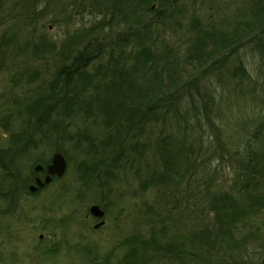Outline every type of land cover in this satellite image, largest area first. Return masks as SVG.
Listing matches in <instances>:
<instances>
[{"label":"trees","instance_id":"trees-1","mask_svg":"<svg viewBox=\"0 0 264 264\" xmlns=\"http://www.w3.org/2000/svg\"><path fill=\"white\" fill-rule=\"evenodd\" d=\"M70 1L81 4L94 21L80 38L68 31L59 44L38 37L37 21L51 9L52 0H0V66H7L8 60L12 63L10 56L15 60L22 57L12 63L19 69L31 64L30 59L55 57V76L38 99L44 106L39 111L27 105L29 116L43 112L54 96L65 94L67 105L87 107L88 113L92 112L95 120L109 130L101 142L90 147L93 153L112 152L113 160H130L138 146L142 151H152L154 157L148 161L141 186L157 192L159 212L153 213L151 220L165 224L158 228L160 235L166 234L168 215L180 207L179 195L187 194L179 183L188 175L193 181L194 174L199 173L197 180L208 188L199 185L197 189H203L201 199L188 208L196 216L195 223L186 229L176 219L172 226L178 232L187 230L185 238L167 243L174 245L171 252L179 264H186L185 249H189L193 264H212V257L217 264H264V89L254 87L257 82L240 61L232 76L241 77L237 88L253 86L256 107L242 116L236 127L230 125L232 131L220 126L212 141H190L185 132L190 117L209 115L212 102L198 95V76L187 73L184 67L205 69V76H221L224 65L245 42L264 51V0H244L245 22L237 21L233 31L205 24L198 15H192L186 32L188 41L180 51L162 33L172 8L182 11L184 0ZM54 3L65 9V0ZM34 67L36 72L40 69ZM33 68L27 72L35 74ZM92 85L103 92L97 99L84 101L83 91ZM71 91L75 94L68 96ZM217 122L214 119L211 124ZM25 135L17 133L14 138L24 140ZM210 157L226 161L231 169L226 185H216L209 175L206 160ZM4 161L6 153L0 151V162ZM111 167L105 169L107 175L112 174ZM80 170L91 178L102 167L97 162H85ZM161 211L169 213L163 217ZM151 239L155 240L153 236ZM140 245L133 255H144L150 247L147 242Z\"/></svg>","mask_w":264,"mask_h":264},{"label":"rangeland","instance_id":"rangeland-1","mask_svg":"<svg viewBox=\"0 0 264 264\" xmlns=\"http://www.w3.org/2000/svg\"><path fill=\"white\" fill-rule=\"evenodd\" d=\"M52 1L51 9L37 21L38 37L45 36L60 44L68 31L80 38V33L94 21L81 4L65 0V9L61 10ZM246 5L244 0H184L182 11L179 8L175 12L172 8L174 18L172 15L167 18L162 35L180 51L188 41L186 32L192 15H198L205 24L233 31L237 21L245 22ZM9 58L12 63L22 60V57ZM54 60L53 56L30 59L31 64L21 65V69L10 60L7 66H0V151L6 153V161L0 162V264H179L171 252L174 245L167 243L185 238L187 230L179 233L172 225L176 219L186 229L195 223L196 216L188 208L201 199L203 189L199 191V185L208 186L197 180L199 173L194 174L193 181L189 175L181 180L179 187L187 194L179 195L180 207L176 212L172 210L169 215V211L160 212L165 213L163 217L169 216L166 234L160 235L158 228L165 224L151 220V215L159 212L157 192L141 186L152 151H142L138 146L130 154V160L126 157L113 160L112 152L93 153L90 147L101 142L109 130L95 120L92 112L88 113L87 107L67 105L63 100L65 94L54 96L43 112L29 116L27 105L39 111L44 106L38 99L48 89L46 83L55 76ZM240 61L257 82L254 87L264 89V51L252 48L250 43L245 42L237 49L224 65L221 76H205V69L193 71L191 65L185 64L187 73L198 76L197 89L201 93L198 95L212 102L209 115L190 117L185 130L190 141L197 138L212 141L220 126L231 130L230 125L236 127V122L256 107L253 86L237 88L241 77L232 76ZM34 65L40 68L37 72ZM32 68L35 74L27 72ZM102 92L103 89L92 85L85 88L82 97L84 101H92ZM74 94L71 91L68 96ZM214 119L218 124H211ZM21 132L26 134L24 140H15L14 134ZM142 137L137 138L142 141ZM56 152L66 158V172L61 177L53 176L50 183L36 192L29 191L36 177L44 180L46 167ZM85 162H97L102 170L87 178L80 170ZM206 162L216 185H226L231 172L226 161L217 162L210 157ZM39 164L45 167L43 171H35ZM110 165L112 174L107 175L105 169ZM189 184L196 187H188ZM209 185H213L212 180ZM93 205L105 212L104 218L90 213ZM102 220L104 224L95 228ZM141 242L149 243L150 247L144 255H133L135 249H141ZM188 252L189 249L183 252L188 257L185 263L193 264ZM213 261L217 264L212 257V264Z\"/></svg>","mask_w":264,"mask_h":264},{"label":"water","instance_id":"water-1","mask_svg":"<svg viewBox=\"0 0 264 264\" xmlns=\"http://www.w3.org/2000/svg\"><path fill=\"white\" fill-rule=\"evenodd\" d=\"M45 167L41 164L36 165L35 171H43ZM67 169V160L61 152L54 153L51 163L47 165L46 171L47 175L44 180L41 178H35V184L29 186V191L36 192L39 188L44 187L45 184H48L52 181L53 176L61 177ZM90 213L95 217L103 218L105 216V212L98 206L93 205L90 207ZM104 224V220H102L99 224L95 225V228H99Z\"/></svg>","mask_w":264,"mask_h":264}]
</instances>
